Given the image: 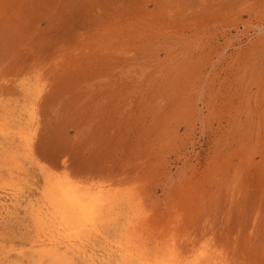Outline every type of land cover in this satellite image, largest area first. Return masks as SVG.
<instances>
[{"label": "rangeland", "instance_id": "1", "mask_svg": "<svg viewBox=\"0 0 264 264\" xmlns=\"http://www.w3.org/2000/svg\"><path fill=\"white\" fill-rule=\"evenodd\" d=\"M0 213V264H264V0H0Z\"/></svg>", "mask_w": 264, "mask_h": 264}, {"label": "bare ground", "instance_id": "2", "mask_svg": "<svg viewBox=\"0 0 264 264\" xmlns=\"http://www.w3.org/2000/svg\"><path fill=\"white\" fill-rule=\"evenodd\" d=\"M30 97V96H29ZM31 99V98H30ZM32 114V113H31ZM32 116V115H31ZM35 118V117H34ZM37 119V118H36ZM30 121V120H29ZM31 122H33V119L31 120ZM30 122V124H31ZM26 125V124H25ZM29 128V127H28ZM25 135V133H24ZM25 142L28 144V141L25 140ZM30 146V145H29ZM22 149V148H21ZM31 151V150H30ZM31 154V153H30ZM16 167V166H15ZM72 175V174H71ZM55 179V178H54ZM65 179V178H63ZM69 179L67 178V180H52L49 187H48V190H47V193H46V197H45V200L46 202L44 203V207H45V211L44 213L42 214V218L43 219H46V222H50L49 224V230H51V236H50V242H47L51 245L52 247V250L48 251L47 253H52L54 256H57L59 254V249H58V246H57V242L63 238L64 236L61 234L62 232H66V231H80L85 225V223H87V221H91L93 219V216L95 215L96 212H98L100 206H101V201H99L98 199V195L95 194L94 192H92L91 190L87 189L86 190H83V189H77L78 187H74V186H71L69 181ZM68 181V182H67ZM72 181V180H71ZM74 181V179H73ZM76 186H79L77 185V183L75 184ZM81 188V187H80ZM97 188V187H96ZM89 190V191H88ZM104 196V195H103ZM111 197V195H110ZM113 198V197H112ZM111 198V199H112ZM128 198V197H127ZM130 198V197H129ZM101 199V198H100ZM110 199V198H109ZM119 199V198H118ZM108 200V199H107ZM129 200V199H128ZM110 201V200H109ZM127 201V200H126ZM40 202V201H39ZM107 202V201H106ZM115 202V201H114ZM119 202V201H117ZM108 204V203H107ZM116 204V203H115ZM118 204V203H117ZM116 204V206H118ZM121 204V203H120ZM122 205V204H121ZM120 205V206H121ZM33 208V207H32ZM37 208V206H36ZM35 208V209H36ZM107 208V207H106ZM115 208V207H114ZM117 208V207H116ZM34 209V208H33ZM104 209V208H103ZM112 209V208H111ZM37 210V209H36ZM36 210H34L36 213ZM106 210V209H105ZM110 210V209H109ZM33 211V210H32ZM1 214V213H0ZM104 214V212H103ZM34 215V214H33ZM108 215V214H107ZM111 215V214H110ZM103 217H105L103 215ZM34 218V217H33ZM116 218V217H115ZM107 218H105L106 220ZM35 220V218H34ZM111 220V219H110ZM107 221V220H106ZM112 221V220H111ZM35 223V222H34ZM101 223V222H100ZM103 223V222H102ZM113 223V222H112ZM38 224V223H36ZM93 224V223H92ZM99 225V224H98ZM101 225V224H100ZM107 225V223H106ZM105 225V226H106ZM36 226V225H35ZM88 226V225H87ZM103 226V225H102ZM37 227V226H36ZM100 227V226H99ZM98 227V228H99ZM39 228V227H38ZM37 228V229H38ZM93 228V226H92ZM96 228V227H95ZM97 228V230H98ZM132 228V227H131ZM36 229V230H37ZM44 229V228H43ZM94 229V228H93ZM129 229V228H128ZM53 230V231H52ZM132 230V229H131ZM87 231V230H86ZM94 231V230H93ZM130 231V229H129ZM56 232V234H52ZM99 232V231H98ZM133 232V231H132ZM79 233V232H78ZM77 233V234H78ZM89 231H88V235H89ZM49 234V233H48ZM76 234V235H77ZM93 234V232H92ZM126 234V233H125ZM130 234V232H129ZM38 235V234H37ZM36 235V236H37ZM73 235V234H72ZM80 235V234H79ZM85 235V234H84ZM83 235V236H84ZM87 235V236H88ZM134 235V234H133ZM63 236V237H61ZM128 236V234L126 235V237ZM132 236V234L130 235ZM172 236V235H171ZM135 240L136 238L133 237ZM74 239V238H73ZM77 239V238H76ZM128 239V238H127ZM131 239V238H129ZM67 240V239H65ZM125 240V238H124ZM133 240V239H131ZM38 242V241H37ZM61 242V240H60ZM77 242V241H76ZM87 242V241H86ZM133 242V241H132ZM33 243H35L33 241ZM41 243V242H40ZM44 243V241H43ZM74 242L71 241L70 239H68L66 241V247L68 249L72 248L73 246H75L73 244ZM45 244V243H44ZM125 244V242H124ZM48 245V244H47ZM46 245V247H47ZM79 245V244H78ZM88 245V244H87ZM123 245V244H122ZM134 245H138V244H134ZM147 245V244H145ZM39 246V245H38ZM77 246V245H76ZM121 246V245H120ZM127 247H130L128 245H126ZM143 246V245H142ZM82 247V246H81ZM89 247V246H88ZM126 247V248H127ZM140 247V246H139ZM145 247V246H144ZM143 247V248H144ZM207 247V246H206ZM33 248V247H32ZM36 248V246H35ZM60 248V247H59ZM122 248V247H121ZM142 248V249H143ZM205 248V247H204ZM203 248V250H204ZM213 248V247H212ZM47 249V248H45ZM89 249V248H88ZM141 249V248H140ZM149 249V247H148ZM64 250V249H63ZM81 250V249H80ZM87 250V249H85ZM90 250V249H89ZM130 250V249H129ZM137 250L136 249V253H137ZM202 250V251H203ZM45 251V250H44ZM69 251V250H68ZM73 251V250H72ZM121 251V250H120ZM139 251V250H138ZM151 251V250H150ZM75 252V250H74ZM77 252V251H76ZM87 252V251H86ZM179 251H177L178 253ZM194 252V251H193ZM80 253V252H79ZM121 253V252H120ZM126 254V252H124ZM156 253V252H155ZM154 253V254H155ZM71 254V253H70ZM82 254V253H80ZM79 254V255H80ZM84 254V253H83ZM124 254V255H125ZM133 254V252H132ZM170 254V253H169ZM184 254V253H183ZM189 254V253H188ZM90 255V254H89ZM92 255V253H91ZM112 255V254H111ZM136 255V254H135ZM186 255V254H184ZM68 256V255H67ZM87 256V255H86ZM95 256V255H93ZM113 256V255H112ZM127 256V255H126ZM151 256V255H150ZM190 256V255H189ZM195 256V255H194ZM35 257V256H34ZM82 257V256H81ZM131 257V256H130ZM160 258V255L158 256ZM182 257L181 255H179L178 259H176L173 264H223V259L221 257V255L216 251V250H204L203 252H201L200 256L197 257L196 259H193V260H189L188 262L186 261L187 259H190L189 257L187 259H184V260H180ZM80 258V257H79ZM85 258V257H84ZM87 258V257H86ZM93 258V257H91ZM111 258V257H110ZM117 258V256H116ZM115 258V259H116ZM119 258V257H118ZM129 258V257H128ZM132 258V257H131ZM144 258V257H143ZM151 258V257H150ZM158 258V260H159ZM177 258V257H176ZM194 258V257H193ZM95 259V258H94ZM112 259V258H111ZM109 259V260H111ZM145 259V258H144ZM165 259V258H164ZM71 260V259H70ZM85 260V259H84ZM88 260H91V259H87ZM106 260V259H105ZM127 260V259H126ZM133 260H135L133 258ZM148 260V259H147ZM124 261V260H123ZM122 261V262H123ZM152 261V260H150ZM149 261V262H150ZM162 261V259H161ZM185 261V263H184ZM16 262V261H15ZM42 262V261H41ZM91 262V261H89ZM88 262V263H89ZM101 262V261H100ZM107 262V261H105ZM112 262V260H111ZM126 262V261H125ZM129 261L127 260V263ZM131 262V261H130ZM133 262V261H132ZM131 262V263H132ZM158 262V261H157ZM18 263V262H17ZM16 263V264H17ZM31 263V262H30ZM80 263V262H79ZM87 263V264H88ZM130 263V264H131ZM134 263V262H133ZM135 263H138V261ZM134 263V264H135ZM165 263H167L165 261ZM12 264V263H11ZM22 264V263H21ZM43 264V263H42ZM90 264V263H89ZM109 264V263H108ZM114 264V262H113ZM160 264V263H159ZM170 264V262H169Z\"/></svg>", "mask_w": 264, "mask_h": 264}]
</instances>
